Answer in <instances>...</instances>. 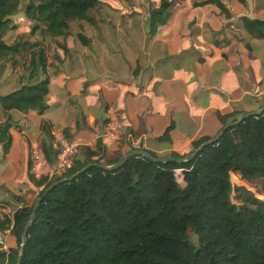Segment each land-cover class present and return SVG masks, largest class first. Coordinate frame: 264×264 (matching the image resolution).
<instances>
[{
  "label": "trees",
  "instance_id": "obj_1",
  "mask_svg": "<svg viewBox=\"0 0 264 264\" xmlns=\"http://www.w3.org/2000/svg\"><path fill=\"white\" fill-rule=\"evenodd\" d=\"M23 2L26 14L35 22L33 29L42 23L41 31L52 36L65 35L70 20L95 23L99 4V0H0V62L28 44L7 43L2 38L15 27L11 15ZM206 4L231 18L222 0L193 2V6ZM170 16L171 1L159 0L148 10L147 34H156ZM240 20L251 36L264 37V19L242 16ZM77 36L83 45L91 44L90 37L81 32ZM29 45H37V49L31 53L26 81L0 93V110L7 114L0 122L3 154L12 143L10 111L42 114L48 106L44 49L37 42ZM245 112L233 109L218 114L221 127ZM42 129L46 137L40 141V150L46 162L53 164L59 150L46 121ZM170 129L159 138H168ZM62 132L70 139L68 127ZM211 137L206 134L192 140L189 150L182 153L149 152L157 157H184ZM124 143L122 136L112 153L101 137L92 146L79 145L72 164L50 177L35 178L28 157L27 174L39 190L31 204L22 203L12 214L0 210V232L8 231L14 239L7 249L0 244V264H16L26 225L20 264H264V199L242 186L233 189L230 178L238 173L247 182H259L264 192V109L228 126L215 142L204 145L190 159L159 162L131 155L116 169L89 165L79 172L86 164L110 165L130 149H143L128 144L123 150ZM233 190H237L239 202L232 200Z\"/></svg>",
  "mask_w": 264,
  "mask_h": 264
},
{
  "label": "rangeland",
  "instance_id": "obj_2",
  "mask_svg": "<svg viewBox=\"0 0 264 264\" xmlns=\"http://www.w3.org/2000/svg\"><path fill=\"white\" fill-rule=\"evenodd\" d=\"M170 1L171 16L168 22V26L170 25L169 28L186 31V36H180L179 38L181 40L180 47H185L184 49L190 51V54H192L193 51L190 48L192 44L198 45L199 47L197 48L198 52L194 54V60L190 55L186 54L187 56L184 57L183 60L180 58V66L177 68L169 65L171 62H166V65L169 66L166 67V72L170 80L166 85L163 84L160 88L158 87V89L162 91H160L162 93L161 96L166 98L175 92L180 98L179 101L185 96V102L182 103V106L188 105V101L193 103L199 101L203 105L213 104L223 107L225 105V97L222 94L227 90L229 96H232L230 107L237 106L244 110L253 108L258 99L257 96H255L253 86L257 83V78L252 73V70L250 82L253 89L251 88L248 94H244L237 99V95L239 96L242 92V90H238V88H241L237 85L238 81L239 84L242 83L241 73L230 67L218 64L216 60L218 56H215V54L220 55L221 52L227 54L234 53L239 46L237 43L240 41L238 40L239 38L237 39L233 36L234 38L230 42L226 39H221L222 37L220 35H213L212 32L208 31L209 28L207 23H202L201 19L208 18L206 14H208V16L213 15L209 10L213 6L215 7V5L207 4L200 7L193 6L195 0ZM223 1L225 4L230 5L232 3H237L236 0ZM158 2L159 0H99L97 13L95 15V23H89L84 20H70L68 32L60 36H52L42 32L41 28L44 26L42 23H40L39 28L34 30L33 26L35 22L26 14L24 10L26 2H23L19 9L11 15V20L15 27L6 30L2 38L7 43H13L18 40L28 44H25L15 56L0 62V93L8 92L18 87L21 82L26 81V77L29 75L27 66L31 59V53L37 49V45H29L30 43L34 44L37 42V44L44 49L46 64V73L44 75H48L49 83L52 71H55V69L59 67L63 69L67 68L69 65L67 58H70L69 55L72 52V54L77 57L82 54H87L91 58L96 57L97 60L100 57L105 65H110L111 67L115 62V57H113V55H117V57H120H118L119 62H121L120 65L124 66L123 54L121 57L120 52H118L119 48H121L127 55L131 54L133 58L140 59V64L143 63V56L151 39L148 37L146 31L148 10L152 6H156ZM194 19L196 20L193 21ZM211 19L209 22L213 21ZM212 24L215 25L213 22ZM79 32L91 38L92 42L90 45H83L79 41L77 36ZM243 34L246 39V32ZM200 36L203 37V40L211 39V44H200ZM250 39L253 43V37H250ZM209 54L213 55L210 56ZM195 62L199 64V70L207 74L208 84L215 78V72L222 68L223 71L221 70L220 79L214 81L215 85L219 83V85H217V87L220 88L219 93L209 89L202 90L200 93L190 92V90L194 89L193 87L198 85L195 79V71H197V66L195 69ZM159 68H162V65H159ZM42 73L43 72L39 71V76L43 77L44 75ZM177 74L184 79V85L189 87V93L183 94L181 83L179 84L180 86H177ZM263 84L264 78L261 85L256 86V89H262ZM55 91L56 90L53 89L52 95L46 96L48 106L42 114H38L33 110L27 112L10 111L11 121L14 124L11 127L12 143L6 154H3L0 146V193H7L6 197H4L5 199H0V210L3 211L4 208L2 202L6 200V202L9 203L8 206H5V211L3 212H8L10 214L18 207V204L25 202L31 204L38 193L39 188L34 186L33 181L30 180L27 174L28 157L32 162L30 172L35 178L50 174L57 164V159L53 164H49L40 157V141L46 137L45 130L42 129L43 123L50 115H54L56 119L69 120L72 109L80 105L81 100L78 91L71 90L67 99L57 98V102H53L52 97ZM168 109L176 110L172 104H169ZM6 115V113L0 110V122L6 118ZM214 115H218V110L210 108L208 112L203 114L202 124H208ZM109 117V113L106 112L103 120H109ZM70 119L73 121L74 117ZM63 128L55 129L54 127H50L53 135H64L62 132ZM185 131L186 128L184 124L179 123V126L176 127V131L172 134V138L181 137V133ZM116 136L119 137L120 135L115 134L114 137L111 138H116ZM176 177L178 182L182 184L179 170H176ZM230 178L233 189L237 186H242L258 198L264 199V192L260 189L259 182H247L235 172L231 174ZM236 192L237 190H233L231 198L233 201L239 202L240 199L237 197ZM10 200L14 203H11L12 201ZM4 243L7 244L6 241Z\"/></svg>",
  "mask_w": 264,
  "mask_h": 264
},
{
  "label": "crops",
  "instance_id": "obj_3",
  "mask_svg": "<svg viewBox=\"0 0 264 264\" xmlns=\"http://www.w3.org/2000/svg\"><path fill=\"white\" fill-rule=\"evenodd\" d=\"M225 5L232 14L231 18H225L219 14L218 8L213 6L209 10L213 15L208 16L206 14L208 18L201 20L202 23L208 24V31L212 32L213 35H220L221 39H226L230 42L234 38L233 36L237 39L239 38L238 40L240 41L237 42L239 46L234 53L221 52L220 55L215 54V56H218L216 59L218 64L230 67L241 73L242 83L239 84L238 81L237 85L241 88H238V90H242V92L239 96L237 95V99L244 94H248L251 88L253 89L250 82L252 70V73L257 78V83L253 86L258 100L253 108L245 109V111L254 110L264 103V84L262 89H256V86H260L264 78V37L251 36L242 27L240 18L246 16L248 18L264 19V1L246 0L243 4L237 2L236 4ZM204 9L208 10L207 8ZM210 19L213 21L209 22ZM169 20L164 26L159 28L156 34L153 36L148 35L151 38L150 44L143 56L144 62L141 64L140 59L133 58L131 54L127 55L121 48H119L118 52H120V56L123 54V57H121L124 59L123 63L125 65H120L119 56L113 55L115 62L112 67L105 65L100 57L98 60L96 57L91 58L87 54L77 57L72 54L73 52H68V50L67 52L71 53L69 55L70 58H67L69 65L66 69L59 67L51 72L47 95H50L55 89L52 101L57 102V98L67 99L71 90H77L81 102L80 105L72 109L70 118L74 117L73 121L70 118L69 120L56 119L54 115H50L46 118L49 126L55 129L68 127L70 139L65 135L63 136L75 142L78 146L83 144L92 146L95 140L101 137L108 146V152L112 153L116 149V142L123 136L125 140L122 146L123 150L127 148L128 144L141 145L145 150L165 155L172 150L180 153L188 151L192 140L206 134L214 136L218 132L221 124L217 115L212 116V120L208 124H202V116L210 108L218 110V114L221 115L233 109L244 110L237 106L230 107L232 96H229L227 90L222 94L225 97V105L223 107L213 104L203 105L199 101L194 103L188 101V105L182 106V103L185 102V96L179 101L180 98L175 92L166 98L161 96L162 91L158 87L160 88L163 84L166 85L170 80L166 72V67L168 66L166 62H171L169 65L177 68L180 66V58L183 60L187 56L186 54L190 55L194 60V54L198 52L197 48L199 47L192 44L190 46L191 50H193L192 54L184 49L185 47L181 48V40L179 38L180 36H186V31L170 29V25L168 26ZM244 32L247 34L246 39L244 38ZM250 37H253V43ZM211 42V39L203 40V37L200 36V44L207 45L211 44ZM209 55L212 56L213 54ZM159 65H162V68H159ZM196 66L195 79L198 85L193 87L194 89L190 90V92L200 93L202 90L209 89L219 93L220 88L217 87L219 83L215 85L214 81L220 79L222 68L215 72V78L208 84L207 74L199 70V64L195 62V69ZM135 70L136 74L134 73ZM177 76V86H180L179 84L181 83L183 94L189 93V87L184 85V79L178 74ZM169 104H172L176 110L168 109ZM106 112L110 115L109 120H103ZM112 120H115L117 125L114 135H120L119 137L116 136V138H111L114 136H110L107 132L108 124ZM179 123L184 124L186 131L181 133V137L172 138V134L176 131ZM168 127L171 128L168 138H159ZM6 194L1 192L0 199H5ZM2 203L3 211H5V206H8L9 203L6 200ZM11 203L14 202L12 201ZM20 205L18 204L17 206ZM12 213L13 211L10 214ZM5 241L12 244L14 239L9 232H0V244H2L1 247L3 249H7L8 244H5Z\"/></svg>",
  "mask_w": 264,
  "mask_h": 264
},
{
  "label": "water",
  "instance_id": "obj_4",
  "mask_svg": "<svg viewBox=\"0 0 264 264\" xmlns=\"http://www.w3.org/2000/svg\"><path fill=\"white\" fill-rule=\"evenodd\" d=\"M263 109H264V103L258 109L247 111V112L243 113L236 121L226 123L225 125H223L218 130V132L214 136H212L210 139H208L205 142H203L202 144H200L199 147L195 148L194 150H192L191 152L186 154L184 157H157V156H154L153 154H151L149 151H147L145 149L133 148V149H130L127 152H125L121 156V158L118 161H116L115 163H113V164L105 165V164H101V163L92 162V163H89V164H86L85 166H83V168L79 172L84 171L89 165H96V166L102 167L104 169H116L119 166H121L126 161V159L129 156H131V155H142V156H145V157H147V158H149V159H151L153 161H159V162H165V161H168V160H186V159H190L204 145H206L208 143L215 142L228 126H230L232 124H235V123H238L241 119H243L244 117H247L249 115L259 114V113L262 112ZM79 172H77L76 174H78ZM70 178L71 177H69L67 179H70ZM39 201H40V198L34 203L30 218L28 220V223L30 221H32V219H33V217L35 215V211H36V208L38 206ZM26 230H27V225L24 227L23 232H22V243L20 244V251H19V254H18L17 258H16V264H20V259H21V256H22V253H23V249H24V245H25L26 238H27Z\"/></svg>",
  "mask_w": 264,
  "mask_h": 264
},
{
  "label": "built area",
  "instance_id": "obj_5",
  "mask_svg": "<svg viewBox=\"0 0 264 264\" xmlns=\"http://www.w3.org/2000/svg\"><path fill=\"white\" fill-rule=\"evenodd\" d=\"M108 126H109L108 131H107L108 134L110 136H114V131L117 128L115 120H112L108 124ZM53 136H54V146L58 147L59 153L57 156V164H56V166H54L53 172L48 174L49 177L52 175H55V174H60L66 168H68L72 164L74 157L78 153V145L75 142L68 140L67 138H65L61 134H59V135L56 134ZM59 147H60V149H59ZM40 157L43 158V160H45L41 151H40ZM45 162H46V160H45Z\"/></svg>",
  "mask_w": 264,
  "mask_h": 264
}]
</instances>
